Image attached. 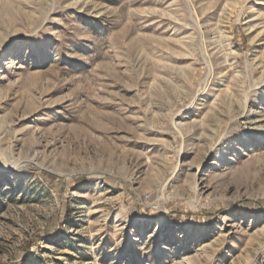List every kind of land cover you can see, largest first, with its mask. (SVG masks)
<instances>
[{
	"label": "rangeland",
	"instance_id": "1",
	"mask_svg": "<svg viewBox=\"0 0 264 264\" xmlns=\"http://www.w3.org/2000/svg\"><path fill=\"white\" fill-rule=\"evenodd\" d=\"M0 264H264V0H0Z\"/></svg>",
	"mask_w": 264,
	"mask_h": 264
}]
</instances>
